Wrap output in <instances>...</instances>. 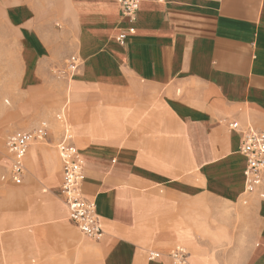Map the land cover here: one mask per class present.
<instances>
[{"label": "crops", "instance_id": "obj_1", "mask_svg": "<svg viewBox=\"0 0 264 264\" xmlns=\"http://www.w3.org/2000/svg\"><path fill=\"white\" fill-rule=\"evenodd\" d=\"M137 4L129 19L118 0H0L22 44L21 92L32 107L20 130L50 117L62 97L53 69L75 55L64 108L84 161L81 191L103 229L89 245L100 255L95 264H171L176 241L188 247L187 264H264V196L245 191L239 150L242 130L264 131V0ZM33 156L24 157L20 182L5 180L20 185L27 171L28 188L11 200L35 196L10 225L16 258L19 243L35 254L50 221L72 232L54 150L38 145L37 169ZM216 202L249 216L246 244L226 252L200 239L205 208ZM2 232L1 259L13 264ZM82 247L73 245V259Z\"/></svg>", "mask_w": 264, "mask_h": 264}, {"label": "rangeland", "instance_id": "obj_2", "mask_svg": "<svg viewBox=\"0 0 264 264\" xmlns=\"http://www.w3.org/2000/svg\"><path fill=\"white\" fill-rule=\"evenodd\" d=\"M21 52L22 44L17 41L15 33L7 25L0 13V189H6L7 191H13L15 193L16 191L26 190L28 188L27 184L29 182L27 171H25L26 178L20 185H15L11 182L2 180L1 176L3 174L7 175L9 166V155L4 145L6 136L14 130L25 129L23 127H25L30 121L27 115L30 114L32 110L31 105L27 103L21 92V88H24V76L21 74ZM67 58L64 60V65L54 67L53 69L55 70V77L59 79V81L61 80V100L57 106L50 111L49 118L39 119L34 126L28 130L31 131L40 125L41 122H46L48 127L46 137L42 140L33 141L27 157H29L30 154L34 155L33 162L37 169L38 145L51 147L55 152L57 158V170L60 174L61 166L55 149V144L60 136L61 127L55 117L64 106V96L66 92V90L64 92V88L69 85V81H66L65 78L58 75V71L65 68ZM64 111L67 122L76 137L73 123L70 118L69 107H65ZM50 134L55 136V140L52 143H49L48 141V136ZM27 157H25V162L27 161ZM261 192L262 191L258 188L254 193H258L261 196ZM247 195L248 194L246 193V195H244L245 197L240 199L241 208H247L249 206ZM34 198L35 196L31 195L22 200L16 198L14 200H9L4 193H0V230L3 231L2 235L4 236L5 247L9 254H12L16 247L15 245L12 247L10 246L9 235L15 232L13 231L14 229L10 228L12 219L18 217L21 218L26 206L30 201L34 200ZM243 201H246V203H243ZM205 209L208 211L209 216H207V219L203 220V225L201 226L203 231L199 235L204 243L212 245L217 251L224 250L226 252L234 248L237 242H241L243 245L246 244V240H249V230L252 227V223L247 214L240 212L237 207L229 203L221 204L216 202L208 204ZM221 212L223 213V218L218 219L216 213L220 214ZM67 222V227L72 229L71 233H67V231L64 232V230L56 227L54 221H50L43 225L46 226L48 230L44 235L39 236V243L35 247V254L34 252L27 251L25 246L22 245V243H19V245L21 244V252H19L20 254L17 258L12 254L11 260H13V264H74L75 261L76 263L80 262V264L98 263L100 259L99 253L95 252L89 246L96 243L98 240L89 239L82 235L71 222L68 214ZM194 222L197 223L196 221ZM77 243H81L84 247H82L81 252L79 251L77 253L78 257L75 255L73 259L72 248L73 245H77ZM177 244L183 246L186 251H188V247L185 244L176 241L171 245L170 252L174 245ZM59 259L61 260L60 262L57 261ZM169 259L171 264H173L171 258ZM63 260L66 262H62ZM0 264H5L1 259V250Z\"/></svg>", "mask_w": 264, "mask_h": 264}, {"label": "built area", "instance_id": "obj_3", "mask_svg": "<svg viewBox=\"0 0 264 264\" xmlns=\"http://www.w3.org/2000/svg\"><path fill=\"white\" fill-rule=\"evenodd\" d=\"M122 14L129 18H134L137 9V0H118ZM124 34L118 36V40L123 42ZM79 67V60L75 55L67 58L64 69L58 71V75L69 81L70 74ZM61 132L55 144L58 157L61 163L62 185L61 194L68 209L69 219L75 224L77 229L85 237L93 240L101 238L103 229L96 212L94 200L87 198L81 191V183L84 179V161L76 149L73 139V131L67 122L64 106L56 114ZM231 129L238 127L236 121L229 123ZM46 122L31 131L14 130L6 136L4 145L9 154V166L7 175H2V180H12L20 182L24 173V157L35 140H42L47 134ZM240 153L245 157V191L252 192L258 189L264 182V131L253 127H247L241 131ZM264 193L261 192V197ZM151 253L150 256H155ZM173 264H187L188 252L181 245H175L170 252Z\"/></svg>", "mask_w": 264, "mask_h": 264}, {"label": "bare ground", "instance_id": "obj_4", "mask_svg": "<svg viewBox=\"0 0 264 264\" xmlns=\"http://www.w3.org/2000/svg\"><path fill=\"white\" fill-rule=\"evenodd\" d=\"M76 71H74L73 73H71L70 74V77L75 73ZM69 77V78H70ZM5 138V137H4ZM5 194V196L9 199V200H11V199H13L14 198V196H15V192H13V191H7V192H5L4 193Z\"/></svg>", "mask_w": 264, "mask_h": 264}]
</instances>
